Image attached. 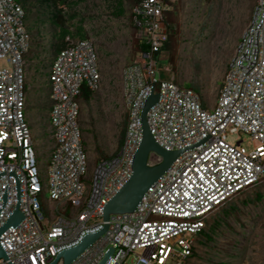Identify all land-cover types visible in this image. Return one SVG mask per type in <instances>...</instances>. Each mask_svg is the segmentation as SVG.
I'll use <instances>...</instances> for the list:
<instances>
[{
    "label": "built area",
    "instance_id": "2783aa9c",
    "mask_svg": "<svg viewBox=\"0 0 264 264\" xmlns=\"http://www.w3.org/2000/svg\"><path fill=\"white\" fill-rule=\"evenodd\" d=\"M163 0H140L131 11L139 43L134 61L120 71L127 124L119 149L100 158L91 175L78 124L83 90L100 88L98 54L90 38L66 36L48 73V194L54 206L39 201L31 129L25 114L24 55L30 35L24 10L15 0H0V226L18 203L22 219L0 234L7 258L0 264H49L102 224V209L131 173L139 143L140 111L153 93L158 99L146 121L161 147L180 151L147 189L134 211L109 216L108 228L70 264H184L197 245L210 214L240 192L264 181V0H254L217 93L205 108L199 95L172 76L156 77L155 56L166 57L168 23ZM244 133L228 142L227 133ZM160 157L151 154L153 165ZM90 181V184L86 182Z\"/></svg>",
    "mask_w": 264,
    "mask_h": 264
},
{
    "label": "rangeland",
    "instance_id": "374dc122",
    "mask_svg": "<svg viewBox=\"0 0 264 264\" xmlns=\"http://www.w3.org/2000/svg\"><path fill=\"white\" fill-rule=\"evenodd\" d=\"M118 1L45 4L29 0L24 8V26L30 33V47L24 55L25 114L41 185L38 197L45 215L54 206L49 199L47 173L52 145L48 73L66 36L90 38L98 54L100 88L79 99L78 124L88 154V174L100 158L113 155L121 145L127 111L121 97L120 71L136 59L140 43L131 23V11L138 0H120L121 15H117ZM163 1L168 8L164 16L168 23L164 43L167 58L155 56L156 77L169 80L173 76L180 86L190 87L199 95L203 107L212 108L240 34L251 17L254 0ZM54 14L58 17L52 20ZM5 66L0 61V67ZM237 139H242L245 147L251 146L247 134L227 133L228 142ZM211 224L215 228L211 240L197 243L195 255L185 264H264V181L215 209L206 228ZM131 258L128 255L127 264H132Z\"/></svg>",
    "mask_w": 264,
    "mask_h": 264
},
{
    "label": "water",
    "instance_id": "95a60500",
    "mask_svg": "<svg viewBox=\"0 0 264 264\" xmlns=\"http://www.w3.org/2000/svg\"><path fill=\"white\" fill-rule=\"evenodd\" d=\"M158 99V94L152 92L144 100L140 111L141 136L139 143L132 155L131 173L127 180L110 197L102 209V224L95 231L85 234L81 240L69 247L61 250L49 264H70L76 259L90 244L99 238L108 228L109 216L113 214L129 213L134 211L147 189L160 177L172 164L180 151L166 150L154 140L146 121L148 109ZM151 154L158 155L160 161L156 164H149ZM23 215L18 210V203L10 217L0 226V234L9 225H16ZM109 247L107 252L98 264H103L112 252ZM0 258L6 259V253L0 245Z\"/></svg>",
    "mask_w": 264,
    "mask_h": 264
},
{
    "label": "trees",
    "instance_id": "16d2710c",
    "mask_svg": "<svg viewBox=\"0 0 264 264\" xmlns=\"http://www.w3.org/2000/svg\"><path fill=\"white\" fill-rule=\"evenodd\" d=\"M16 2H18L19 4H21V6H22V8H23V10H24V8H27V5L28 4H30V2H29V0H15ZM38 1H41V2H43V3H45V4H48L49 2H50V4H56L58 1H61V2H65V0H38ZM140 0H138L137 2H136V4L139 2ZM135 4V5H136ZM118 5H119V7H118V9H117V15H121L122 13H123V8H122V6H121V1L119 0L118 1ZM56 17H58V14H54V15H52V20H54ZM170 28V27H169ZM29 35H30V33H29ZM80 38H83V35H81L80 34ZM146 47H145V45L144 44H139V50H142V49H145ZM165 49V48H164ZM190 88V87H189ZM192 89V88H191ZM92 93L91 92H88V91H86V90H83V92H82V98H88L90 95H91ZM124 135V134H123ZM258 198H260V196H258ZM213 223L214 224H218L217 223V221H213ZM206 224H207V222H206ZM214 230H215V228H214V226H213V224H211V225H209L207 228H206V225H205V227H204V229L201 231V233L199 234V236H198V239H197V242L196 243H199V244H203V242L204 241H206V240H211V233H213L214 232ZM205 238L203 241H202V239L201 238ZM197 246V245H196ZM194 250H195V248L192 250V253L190 254V256L188 257V258H190L191 256H193V255H195L194 254ZM187 258V259H188ZM186 262V261H185ZM185 262H184V264H185Z\"/></svg>",
    "mask_w": 264,
    "mask_h": 264
},
{
    "label": "clouds",
    "instance_id": "9594fccd",
    "mask_svg": "<svg viewBox=\"0 0 264 264\" xmlns=\"http://www.w3.org/2000/svg\"><path fill=\"white\" fill-rule=\"evenodd\" d=\"M24 16H25V11H24ZM29 33V32H28ZM29 47H30V45H29ZM28 50H29V48H28Z\"/></svg>",
    "mask_w": 264,
    "mask_h": 264
}]
</instances>
